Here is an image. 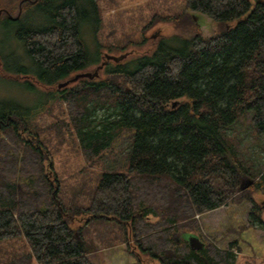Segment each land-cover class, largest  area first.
<instances>
[{"label": "trees", "instance_id": "trees-1", "mask_svg": "<svg viewBox=\"0 0 264 264\" xmlns=\"http://www.w3.org/2000/svg\"><path fill=\"white\" fill-rule=\"evenodd\" d=\"M184 3L213 21V36L204 38L191 14L181 13L168 19L181 32L161 38L151 53L104 59L103 78L58 89L101 58L97 0H0V28L21 50L13 80L27 76L41 101L59 103L56 137L61 142L68 132L82 169L100 166L124 132H133L126 171L92 174L67 193L46 164L50 153L35 123L41 103L1 104L0 264H98L100 250L117 245L136 264H235L229 250L190 232L198 231L197 214L240 201L247 190L264 196L261 164L247 165L229 135L251 113L253 134L264 138V0ZM89 25L96 58L83 36ZM8 66L0 53L5 80ZM257 209L251 217L264 223ZM180 231L204 248L177 243Z\"/></svg>", "mask_w": 264, "mask_h": 264}, {"label": "rangeland", "instance_id": "rangeland-1", "mask_svg": "<svg viewBox=\"0 0 264 264\" xmlns=\"http://www.w3.org/2000/svg\"><path fill=\"white\" fill-rule=\"evenodd\" d=\"M250 1L255 2V0ZM97 4L102 18L98 40L103 49L100 50V60L83 71L85 74H93L91 79L95 80L103 78V68L100 65L104 59L129 60L149 54L161 38H170L177 32H181L174 29L168 22L170 17H176L184 12L191 14L193 22L204 38H210L216 30V25L210 18L187 10L184 0H97ZM3 11L4 9H0V13ZM5 13H7L6 10ZM91 28V25L87 29L84 28L83 36L89 55L96 58L99 45L92 38ZM9 36V31L0 28V53L7 65L12 64V67L8 66L11 77L6 80L0 77V105L11 103L13 108L19 109L33 107L35 104H40L41 94L30 89L24 78L17 80L18 82L13 80L18 70L14 63L21 50L14 48L15 43H12L14 40ZM37 90L44 91L41 88ZM44 109L45 112L37 117L35 123L38 125L41 140L45 142L50 153V159L48 158L46 164L53 163L60 186H65L67 193L84 178L90 181L93 178L92 174L126 171L128 162L126 155L130 147L132 130L124 132L123 138L115 144L114 154L105 156L102 162H99L100 166L82 169L84 160L74 148L68 132L64 130L65 134L61 142L56 137L55 124L59 122V103L47 104ZM253 129L250 113L237 121L233 129L229 131V135L240 141L239 155L247 162V165L261 164L256 169L258 172H263L264 138L255 137ZM245 192V197L240 201L232 199L235 201L230 200L217 209L195 215L198 231L188 232L199 234L206 245L212 243L220 250H229L236 257L235 264H264V223L254 221L250 214L253 210L257 213L259 206L262 209L260 217L264 222V196L248 190ZM75 222L79 225L84 223L79 218H76ZM188 232L180 231L172 238L181 244L191 235ZM164 255L167 258L173 257V251L166 250ZM95 259L98 264H136V258L127 252L125 245L101 249ZM142 264L158 263L147 259Z\"/></svg>", "mask_w": 264, "mask_h": 264}, {"label": "water", "instance_id": "water-1", "mask_svg": "<svg viewBox=\"0 0 264 264\" xmlns=\"http://www.w3.org/2000/svg\"><path fill=\"white\" fill-rule=\"evenodd\" d=\"M85 77L91 78L92 75L91 74H85V73H78V74L74 75L73 78H70L69 80H67V81H65L63 83L58 84V89H60L62 87H66L69 84L74 83L77 80L85 78ZM174 106H175V103L173 104V107ZM187 241H188L190 249L193 250V251H199V250L204 248V244L194 235H189L187 237Z\"/></svg>", "mask_w": 264, "mask_h": 264}, {"label": "flooded vegetation", "instance_id": "flooded-vegetation-1", "mask_svg": "<svg viewBox=\"0 0 264 264\" xmlns=\"http://www.w3.org/2000/svg\"><path fill=\"white\" fill-rule=\"evenodd\" d=\"M12 19H14V17H12ZM19 50V49H18ZM10 67H12V65L11 64H8ZM102 66V68H104V61L101 63V65H100V67ZM76 75V74H75ZM93 75V74H92ZM96 75V74H95ZM96 77V76H95ZM21 78H24L25 79V81L26 80H28V81H33L32 79H28V77L27 76H22ZM70 79V78H69ZM69 79H67V80H69ZM85 79H87V80H89V81H93V80H95V79H91V78H85ZM99 79V78H98ZM66 80V81H67ZM80 80V79H79ZM34 82H36V81H34ZM56 88H58V87H56ZM55 87H52V89H56ZM46 89V88H45ZM52 91V90H51ZM41 104H40V106H41V108H46L47 107V103H48V101H46V102H44V101H41L40 102ZM185 240V239H184Z\"/></svg>", "mask_w": 264, "mask_h": 264}]
</instances>
